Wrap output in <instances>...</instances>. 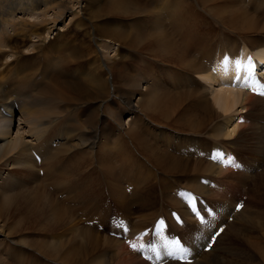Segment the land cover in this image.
Listing matches in <instances>:
<instances>
[{"label":"bare ground","instance_id":"1","mask_svg":"<svg viewBox=\"0 0 264 264\" xmlns=\"http://www.w3.org/2000/svg\"><path fill=\"white\" fill-rule=\"evenodd\" d=\"M238 1L242 2V4L235 2V0H85L84 2L89 7L90 21H94L91 24H93L95 38L97 37L104 42L102 43V48L98 46V49L94 50V42L90 41V44L85 49L82 47L76 48L75 51L73 49L70 54L65 55L63 54L65 53V47L63 46L67 45L68 41L63 45L59 42L50 45L44 60L48 66L54 68L50 73L59 71V74L61 73L60 75L64 77H59L58 81L50 84L49 76L45 78L40 74L36 75L32 94L44 97V101L36 105L28 103L29 105L19 107L18 104H15L18 98L8 104L7 95H13L14 92L9 90L2 91L5 86L1 83L0 78V222H3L1 228L5 227L9 220L12 223V226H10L12 229L15 226L21 227L24 225L22 227L23 230L18 233L24 232L33 221L43 219L48 214L62 212L57 207L59 204L53 203V198H44V190L41 187H36L38 180L36 170L39 163L37 159L47 163L49 167L48 173L53 176L52 180H60L64 177L72 178L74 181L73 186L80 191L85 188L89 175L97 176V181L93 188L105 189L110 197L115 193L122 197L125 196L123 185L128 183V180L134 174L143 176L145 173H151L153 168L159 167L164 171V176L166 177L179 173V171H186V165L182 164L178 155L186 157L190 153L189 151L185 152V150L178 151L184 144H191L190 147L193 148L190 150L194 151L195 146L198 149L202 145L200 143L202 141L199 142V139L196 141L192 140L193 138L187 139V137L175 134L169 129L188 121L193 123V120L188 114L186 115V112L189 111L188 108L186 111L184 109L182 115L174 116L179 112L181 104L178 103L171 108L175 100L171 90L172 86L171 84L168 85L169 83H165L160 74L165 75L171 81L176 78L178 73V81L182 79L185 81L178 84L180 85V90L187 89L189 91H182L188 93L195 88L194 84L188 80L190 71L200 74V78L203 79L206 85H209V83H221L215 80L216 78L222 81L220 88L224 82L231 85L232 78L230 76L227 77L226 74L217 68L216 71L210 69L211 63L217 59L219 53L228 51V46L222 42L229 41L230 48L235 45V47H239L237 43L239 39L236 37L237 32L235 31H239L238 27L243 24L246 25H243L241 32L245 31L246 34L253 33L254 35V32H264V25L257 26V18L250 13L253 7L252 1H250L249 5H245V0ZM72 3L73 0H0V59L2 52H6L9 45L23 41L27 43L31 36L37 37L39 29L44 24L47 25L48 22L51 23L52 21L53 26H55L66 13L73 12L71 11L73 10ZM77 4L79 3L77 2ZM30 12H38L39 14L35 17L29 14ZM70 17L73 20L74 14L72 13ZM76 21L78 22V20ZM96 21H99V24L103 26L98 25ZM209 21L225 27L234 36L228 39L226 34H222L224 38L221 40L222 42L210 49V37L202 32L201 29V26L207 25L206 23H209ZM78 26L82 28L85 27V24L79 23ZM61 27L65 28L66 25ZM127 27H131V30ZM18 37L21 39L16 42ZM263 39L261 37L262 41ZM117 46L119 48L126 47L130 51L129 59L136 65L126 64L123 66L118 64L116 68L117 75L110 79L109 76L115 73L112 72L110 67L103 68L104 60L107 58L109 61L110 59L105 56V52H110L113 49L114 56H117L116 52L119 51L116 48ZM245 50L249 51V49ZM245 50H243V53L247 54L244 52ZM92 54H97L94 62L100 63L94 69L88 67V59ZM230 54L233 55L234 52H230ZM254 56L261 62L264 61V43L255 50ZM151 57L155 58L149 59L152 64L157 63V65H160L159 76L151 72L152 65L147 63V58ZM145 64L146 66L143 68ZM135 66L143 69H139L138 73ZM23 67L25 68V66ZM107 70H109V73ZM36 71L37 69L33 74ZM129 71H134L135 75L130 76ZM23 82L25 83L23 88L27 91L31 87L29 74L23 77ZM223 88L226 89L225 87ZM236 88L234 86L231 88V92L227 90L225 93H220V89L211 92L213 93L216 108L218 107L221 112L230 111L238 104L240 98L243 99L247 95L249 97V94H244ZM207 89V87L202 89V97ZM232 89H236V91L234 90L233 92ZM24 94L22 93L21 95ZM105 98L106 100H104ZM135 101L136 103H134ZM104 107L107 108L109 115L104 111ZM204 107L207 108L208 106L204 104ZM114 111L118 112L116 119L110 116V113ZM9 113L18 116L19 123L22 122L20 125L24 126L19 128L15 135L11 133V126L15 123V120L9 119ZM124 114L129 117V123L125 124L122 122L121 117ZM74 115L77 116L75 117ZM72 116L78 117L79 120L78 124L74 125L75 129L70 130L68 125V129L65 131L68 136L67 139L60 144V148L54 146L50 149V146L45 144L44 139H41L42 135L40 137L38 133L44 132L51 127H54L52 132L59 130L64 125V122H68V119H71L70 117ZM10 117L14 116L10 115ZM41 118L44 119L42 122ZM73 122L75 123V121ZM212 128L215 132L213 135L216 140L223 138V135L227 137L230 135L228 131H226L228 133L225 132L223 124L215 125ZM187 129L190 135V126ZM239 130L238 132H240ZM159 137L164 138L160 140ZM205 148L207 149V146ZM219 148L220 146L215 143L212 149L213 153ZM204 149H202V153ZM208 149L211 150L210 147ZM72 150L78 151L71 157H66V155L72 154ZM180 167L181 169L179 170ZM13 171H18L19 174L17 172L15 174ZM239 171L244 172V168L242 167ZM221 173L220 171L219 174ZM196 175L198 176V174ZM20 183H25V185L20 186ZM44 193L47 194V192ZM179 194L176 191L171 196L174 198L186 196L184 191L181 196ZM72 205L73 207L79 206L77 203ZM103 213V216L108 218L110 211L106 210ZM75 223L77 222L74 220L73 226ZM1 228L0 245L8 239L7 233ZM8 229L10 230V228ZM232 229H236L234 225ZM26 238H28L26 241L29 244L28 247L32 250L37 249L36 244L29 240L31 238L29 236ZM259 240H256L254 250L260 259L263 258L261 260L262 264H264V241H261L262 238ZM5 245L7 244L5 243ZM10 247L4 248V252L8 253L9 249H11ZM100 248L103 249V247ZM202 248L200 247L199 249L201 250ZM41 251L43 250L41 249ZM0 264L3 263L0 262Z\"/></svg>","mask_w":264,"mask_h":264},{"label":"rangeland","instance_id":"2","mask_svg":"<svg viewBox=\"0 0 264 264\" xmlns=\"http://www.w3.org/2000/svg\"><path fill=\"white\" fill-rule=\"evenodd\" d=\"M84 1L85 0H73V3L71 4L73 8V10L71 11L73 12L66 13L64 17L61 18V20L55 26H53L52 21L51 23L48 22L47 25L44 24L43 27L41 26L38 31L39 35H37V37L31 36L27 43H25L24 41L19 42L17 44L13 43L12 45H9V48L6 49V52H2L0 59V78L1 83H3V86H5L2 91L5 92L9 90L11 92H14L13 95H7V99L9 102L8 104L14 102L16 98H18V100L15 102V104H18L19 107L26 106L29 104L36 105L38 103L43 102V96H35L34 94H32L34 91L33 83L36 78V75L38 74L42 75L45 78H48L49 76L48 80H50V84L54 83L55 81H58L59 77H64L63 75H60L61 73L59 74V71H57L56 73H50L52 69L54 70V68L52 66H48L44 60V56L46 55V51H49L48 48L50 45L58 42L63 45L68 41V44L63 46L65 47V53H63L65 55L70 54V51L73 49L75 51L76 48L82 47L85 49V47L90 44V41L94 42V50L98 49V46H101L100 48L103 47V40H100L97 37V39L95 38L93 24H91L94 21H90L89 7ZM77 2L79 4H77ZM235 2L239 1L235 0ZM239 3L242 4V2ZM259 3L260 0L252 1L253 7L250 13L255 18H257L256 22L258 23H256V25L260 27L261 24L264 25V22L261 23V21L264 20V11L259 8ZM249 4L245 3V5ZM72 13L74 14L73 20L70 17ZM29 14H32L33 16L37 17L39 13L30 12ZM75 19L78 20L79 23L85 24V27L81 28L80 26H78L79 23ZM96 22H98V25L103 26L99 24V21ZM209 23L211 24L209 25ZM209 23H206L208 26H201V29L202 32H204L207 36L210 37V49L216 47L222 42L221 40L217 42H213L211 40L212 38H215V35H218V32H220L221 35L226 34L228 39L234 36L225 27L219 26L213 21H209ZM62 25H66V27L63 28L61 27ZM243 25L238 27L239 31H235L237 32V36H235L239 39V42L237 41L239 47H235V45L234 47L230 48L229 41L225 43L222 42L223 44H226L228 46L227 52H234L235 54L241 47L242 51L245 49H249L250 51H254L255 53V50L262 43H264V32H257L258 34L254 32V35L253 33L246 34L245 31L241 32ZM127 28L131 30V27ZM59 30L63 31L60 32ZM261 37L263 41L261 40ZM20 39L21 38L18 37L16 42H18V40ZM244 41L245 43H243ZM32 48L34 49L32 50ZM116 48L119 50L118 52H116L118 54L117 56H114L113 49L110 52H105V56L110 59L109 61L107 60V58L104 60L105 63L103 65V68L105 69L106 67H110L112 69V72L115 73L112 76H109L110 79H112L113 76L115 77V75H117L116 68L118 64H121L123 66L126 64L136 65L133 64V61L131 59H129L130 51H128L126 47L119 48L117 46ZM96 57L97 54H92L88 59V67H91V69L96 68L100 64L94 62L96 61ZM149 59L155 58H147V63L149 65H152V68L149 66L151 68V72H154L155 75L159 76L160 65H157V63L152 64ZM23 62L24 64H22ZM23 66H25V68ZM145 66L146 64L143 66V68H145ZM143 68H137L135 66V69L137 70L136 72H138L139 69L142 70ZM36 69L38 72L36 71V73L33 74ZM107 72L109 73V70H107ZM189 73L190 74L188 76V80L192 82L195 87L189 93L183 92L189 91L187 89H182L183 91L180 90V85L178 84H181L182 82L184 83L185 81L183 79L178 81V73V77L176 76V78H173L171 81H169L168 78L165 77V75L160 74L161 78H163V81L167 84L169 83L168 85L171 84L172 86L171 90L173 91V98L175 99L173 100L175 103L173 102L174 105H172L171 108L178 103L181 104L182 109L180 108L179 112L176 113L174 116L182 115L184 109L186 111L188 108L189 111L186 112V115L188 114V116H190V118L193 120V123H196L194 125L192 122L189 123L188 121L183 124H178L177 127H171L169 129L175 134H181L185 138L187 137V139L193 138L192 140L196 141L197 139H199V142L202 141L200 142L202 145H200L198 149H196L197 147L195 146L194 151L190 150L191 148H193L190 147L191 144H184L178 151L181 152L182 150H185V152L189 151L190 153V156L188 155L186 157L178 155L182 164L186 165V171H179V173L177 172L173 175L168 174L169 176L166 177L164 176V171L159 167L156 169L153 168L151 170V173H145L143 176H140L139 174H134L132 177H130L128 183H125L123 185L125 189H123L125 196L122 197L119 196V194L115 193L113 196L110 197L109 193L105 189H100L99 187L95 189L93 188L97 181V176L89 175L90 178L88 176L85 188L80 191L77 187L73 186L74 181L72 178L64 177L60 180H52L51 178L53 176H50V174L48 173L49 167L47 163L45 161H40L37 165L36 170V173L38 175L36 187H41L44 192H47V194L50 196L43 192L44 198H53V203L59 204L57 207H59L62 212L48 214L43 219L33 221L32 224L29 225L24 232L20 233L18 232L23 230L22 227L24 225L21 227L15 226L12 229L10 227L12 226V223L8 220L7 225L5 224V227L1 228L3 222H0V228L8 235V239L5 240L2 245H0V262H2L3 264H148L146 261L141 260L139 256L136 255L131 249H128L120 240L110 237L107 232H105V228L109 226L110 216L108 217V219L105 218L103 216V212H105L106 210H111L112 212V206L115 209H118V212H120L123 216L122 223L125 225V222H127V230L129 228V233L131 234L140 232L142 229L153 225V222L156 217L163 216L168 219L170 228L173 229V231L180 230L182 233L181 236L185 240H190V233L187 235V232L194 227L195 223L191 220V218H189V215L185 209V203L189 198L187 196L189 193H197L201 195L203 199L206 198L207 200H209L211 204H213L216 208L219 209V216L221 220L217 222L216 226L220 223H224L229 218V216L233 213L236 204L241 200L243 195H246L247 198L244 203V207L239 213L234 214L233 221L231 223H227V227L217 238L215 245L208 253L201 252L202 250H200L199 248L204 247L205 245V242L203 243V235H206L208 237L209 233L207 234L206 231H201L199 239H193V241L191 240V249L195 252L193 256L194 261L191 264H197L198 262L199 264H262L263 258H261L262 260L260 259L259 255L254 250V246L256 240L260 241L259 239L262 238L261 241H264V99L256 98L252 95H249L248 97L247 95L248 98L246 96L243 97V99L245 100L240 98L238 100V104L233 107L230 111L221 112L218 107L216 108V104L213 100V93L211 92L216 91L218 89L221 90L220 93H225L227 90L231 92V88H233L234 86L236 88L237 86H232V84L228 85L227 82H224V84H222L220 88L219 86L222 81L218 78H216L215 80L221 83H209V85H206L203 79L200 78V74H197L196 72L194 73L193 71H190ZM26 74L30 75L31 83V87L28 88L27 91L23 88L25 85V83L23 82V77ZM129 75L134 76L135 72L129 71ZM115 84L118 85L117 82H115ZM201 85L203 86L201 87ZM222 86L226 89H224ZM204 87H207L209 90L207 89L206 93L203 94L202 97V89H204ZM236 89H232V91L234 92V90L236 91ZM24 91L26 92L25 94ZM22 93L24 95H21ZM104 100H106V98ZM134 103H136V101ZM204 104H206L208 107L205 108ZM114 107L116 108V106ZM104 109L106 114H108L109 112L107 111V108L104 107ZM110 114L113 119H116L118 116L117 111H114ZM10 115L14 117H10ZM74 116L76 117L77 115ZM72 117H70L71 119H68V122H64V125H62L61 129L59 130L52 132L54 127H51L44 132H40L41 134L38 133L40 137L42 135L41 139H44L45 144L50 146V149H52L54 146L60 148V144L67 139L68 136L66 135L65 131L68 129V125L70 130L75 129V124H78L79 120L78 117H74V120L72 119ZM121 118L122 122H124L125 124L127 122H130V120L128 119L129 117H127V114H124ZM159 118L161 117L159 116ZM9 119L15 120V123H13V125L11 126V133L15 135V132L19 128H22L24 126L20 125L22 124V122L19 123L18 116H15L12 113H9ZM43 120L44 119L41 118V122ZM73 121H75V123ZM70 122L72 123L70 124ZM217 123L224 125L225 132L228 131L231 135V138L230 135L228 137L223 135V138L221 137L220 139H217L218 141L214 138L213 134H215V132L213 131L212 127L218 125ZM143 125L145 126V124ZM187 125L191 128L190 135L187 129ZM200 127L202 128V130ZM238 130L240 132H238ZM207 131L210 133H208ZM169 136L171 137V135ZM163 138L164 137H159L160 140H163ZM39 141L41 142V140ZM215 143L220 146L219 149H223L225 152L233 153L239 159L240 157L237 153L234 152L233 149L237 150L241 156H243L244 154L245 156L243 157V159H240V161L244 165L243 168L245 173L241 171L233 172L228 169L223 170L217 167V165H215L214 163H212L211 158H205L204 155L206 154L204 152L209 153V150L213 153L212 149ZM185 145H187L188 147ZM205 145L207 146V149H204V147H206ZM208 147H210L211 150L208 149ZM202 149H204L203 153L201 152ZM77 151L78 150H72V154L66 155V157H71ZM202 157H204L205 159ZM251 167L254 169V171ZM180 169L181 167L179 168V170ZM40 171H42V177L40 176ZM194 171L196 174H198V176L194 173ZM220 171L222 172L221 174H219ZM13 172L15 174L16 172L17 174H19L18 171ZM204 177L205 179H208L210 181L209 184L206 185L204 180H202V178ZM178 179H180V181L182 182L178 181ZM192 179L195 181H193ZM44 181H49V187H51L50 190H48L46 185L43 184ZM239 183L241 184L239 185ZM19 185L24 186L25 183H20ZM176 191L180 193V196L181 193L184 191L186 193V196L181 198H174L171 195H173V193H175ZM99 192H101V194H99ZM59 195H61V197H59ZM226 195H230V198H228L227 196L224 202H217L216 198L226 197ZM73 203H77L79 204V206L73 207ZM172 210L178 211L182 220H184V226L182 228H178L170 219V211ZM78 212H81L82 214H84V216L87 217L86 221H91L93 217H97L96 222H94L96 223L94 224V227H89L88 229L87 226H84L82 224L83 221L78 216ZM238 218L239 220H241L239 221ZM74 220L77 223H75L73 226ZM233 225L236 228L235 230L232 229ZM99 226H103L104 231H98L96 228H98ZM8 228H10V230ZM113 231L117 233H122L123 229L118 227L116 230H112L109 227V232ZM126 231H124L123 233L126 234ZM174 234L177 233L174 232ZM27 236L31 238L29 239L30 241L36 244L37 249L32 250L28 247L29 244L28 242L26 243L28 239L26 238ZM97 238H99V240H97ZM63 242L66 244H64ZM5 243L7 245H5ZM97 243L99 244L98 246ZM8 247H10L11 249H9L8 253H5L4 248ZM77 247H79V250L77 249ZM100 247H103V249ZM41 249L43 251H41ZM167 264L178 263L168 262Z\"/></svg>","mask_w":264,"mask_h":264},{"label":"snow or ice","instance_id":"3","mask_svg":"<svg viewBox=\"0 0 264 264\" xmlns=\"http://www.w3.org/2000/svg\"><path fill=\"white\" fill-rule=\"evenodd\" d=\"M248 71H249V73H251V71H252V65H251V64H249V69H248ZM239 79H240V78L237 77V80H239ZM262 88H264V85H262ZM258 94L264 96V90L260 91ZM189 195H190V194H189ZM194 199H195V198H193V200H194ZM191 210H192L193 213L199 215V213H198V211H197V208H196V206H195V203H192V205H191Z\"/></svg>","mask_w":264,"mask_h":264}]
</instances>
